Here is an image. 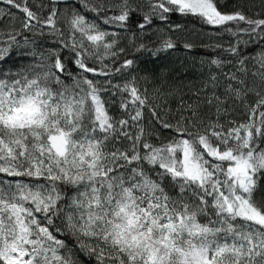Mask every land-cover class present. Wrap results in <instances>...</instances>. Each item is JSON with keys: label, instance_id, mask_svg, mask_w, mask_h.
<instances>
[{"label": "snow or ice", "instance_id": "6c2138e0", "mask_svg": "<svg viewBox=\"0 0 264 264\" xmlns=\"http://www.w3.org/2000/svg\"><path fill=\"white\" fill-rule=\"evenodd\" d=\"M0 2V264H264V0Z\"/></svg>", "mask_w": 264, "mask_h": 264}, {"label": "trees", "instance_id": "16d2710c", "mask_svg": "<svg viewBox=\"0 0 264 264\" xmlns=\"http://www.w3.org/2000/svg\"><path fill=\"white\" fill-rule=\"evenodd\" d=\"M32 0H29L31 3ZM247 2V0H246ZM234 0H229V9L231 10ZM248 7L252 9L249 14H259V3L258 0H255V7H253L252 3H248ZM0 9H3L5 13L11 12L16 17L22 16V13H19L16 9L10 8L7 5H4L0 2ZM174 19H176L174 17ZM5 24L8 23V19L5 18L3 21ZM188 31L185 33L177 34L178 48L173 51L170 57H165L161 64H168L172 61L175 62L176 65L187 64L189 70L186 74L181 73L177 76H173L170 80V84L172 87L180 89L181 92L185 95V98L191 95V91L194 88H199L201 86V82L208 75V67L205 64L203 68H201V61H208L212 57L218 56L221 59H228L222 52L218 50H213L208 47L210 44L214 43H227L229 40L228 36H224L223 38L213 35V30L208 26H200L196 21H190L187 24ZM184 42L193 43L194 47L191 50H186L183 47ZM258 48L250 47L248 48L249 52L258 51ZM229 70L228 68L225 71ZM212 71H216V69H212ZM167 87V85H166ZM179 100V94L175 99L171 101V105L173 108L176 107V104Z\"/></svg>", "mask_w": 264, "mask_h": 264}]
</instances>
